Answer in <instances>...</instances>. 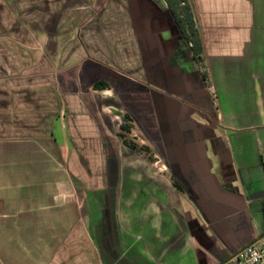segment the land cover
Wrapping results in <instances>:
<instances>
[{
    "label": "crops",
    "instance_id": "0c3cea01",
    "mask_svg": "<svg viewBox=\"0 0 264 264\" xmlns=\"http://www.w3.org/2000/svg\"><path fill=\"white\" fill-rule=\"evenodd\" d=\"M189 1L206 79L166 0H0V264H34L24 191L57 159L102 162L46 264H219L264 233V0ZM110 101L162 166L104 163Z\"/></svg>",
    "mask_w": 264,
    "mask_h": 264
},
{
    "label": "rangeland",
    "instance_id": "374dc122",
    "mask_svg": "<svg viewBox=\"0 0 264 264\" xmlns=\"http://www.w3.org/2000/svg\"><path fill=\"white\" fill-rule=\"evenodd\" d=\"M197 62L200 67L203 68V73L207 74V71L204 69L205 65L203 60ZM102 95L105 97L113 96L111 91H104ZM121 107L122 106L116 101L105 102L103 107L104 115L113 123L111 129L107 128V133L109 134H107V138L105 139L104 151L109 154V159L105 160L104 163L108 164V162L115 161L118 162L121 167H143L146 162L148 165L152 164L153 167L162 166V164L158 162L159 158L155 156L158 152V146L154 143L153 137H156H152L148 131L144 130L145 128H140L127 122L125 116L127 113L122 110ZM117 114H121V117L116 119L115 116H117ZM118 124L119 126L123 124L131 126L129 133L124 132L127 134L129 141L135 142L140 146H149L150 149L133 150L125 146L122 139L117 134L119 132L116 131ZM73 135L78 137L75 138L73 136L75 139L80 140L79 129H75ZM75 145L76 149L81 152L88 150L91 152L96 151L95 144L85 145L82 142H78L74 144V146ZM101 162L102 161H97L95 159L81 160L80 166L85 167L89 170V173L92 174L90 176L87 175V181L85 180L86 176L76 175L74 171L72 174H69V161L64 163L61 159H57L55 162L56 171L54 177L46 176L42 172V169L39 170L40 172L37 175L28 177L27 182L31 183V180H33L32 183L38 186H35V189L30 191L25 189L23 206L24 222L18 226L20 228L22 226L24 232H34L36 234H34L35 237L39 235V240L22 241L25 252L27 251L26 248H31L32 243L35 245L34 247L38 249L36 256H34V264H46L49 262L53 250L64 243V233L70 231L71 218L80 215L82 200H94V196H91L86 190L90 186L91 188L93 185L96 186V176L93 175V172L97 167H101V165H99ZM48 181H50V183H48ZM2 242L5 244V241ZM16 246L21 248L20 241H7V247L9 249ZM31 258L32 257H27L25 255V263L27 262L26 259H29V263H31Z\"/></svg>",
    "mask_w": 264,
    "mask_h": 264
},
{
    "label": "trees",
    "instance_id": "16d2710c",
    "mask_svg": "<svg viewBox=\"0 0 264 264\" xmlns=\"http://www.w3.org/2000/svg\"><path fill=\"white\" fill-rule=\"evenodd\" d=\"M169 6L170 13L181 32L184 39L190 44L193 51L194 58L197 61L203 60L204 46L200 31L197 26L194 11L189 0H166ZM207 74L203 73V78L206 79ZM95 89H107L110 88V84L105 80H99L94 84ZM127 120H130L129 115L126 114ZM131 126L128 124L121 125L122 132L119 135L123 138L124 143L132 149L149 150V146L142 145L129 141L127 134L129 133ZM263 214H264V203H263Z\"/></svg>",
    "mask_w": 264,
    "mask_h": 264
},
{
    "label": "built area",
    "instance_id": "2783aa9c",
    "mask_svg": "<svg viewBox=\"0 0 264 264\" xmlns=\"http://www.w3.org/2000/svg\"><path fill=\"white\" fill-rule=\"evenodd\" d=\"M219 264H264V233Z\"/></svg>",
    "mask_w": 264,
    "mask_h": 264
}]
</instances>
